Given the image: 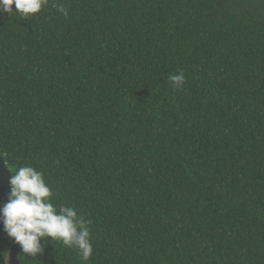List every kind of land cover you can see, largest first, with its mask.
Returning a JSON list of instances; mask_svg holds the SVG:
<instances>
[{
  "label": "trees",
  "instance_id": "obj_1",
  "mask_svg": "<svg viewBox=\"0 0 264 264\" xmlns=\"http://www.w3.org/2000/svg\"><path fill=\"white\" fill-rule=\"evenodd\" d=\"M0 156L92 221L87 264H264V0L0 11ZM0 246L84 264L58 242L25 257L4 230Z\"/></svg>",
  "mask_w": 264,
  "mask_h": 264
},
{
  "label": "clouds",
  "instance_id": "obj_2",
  "mask_svg": "<svg viewBox=\"0 0 264 264\" xmlns=\"http://www.w3.org/2000/svg\"><path fill=\"white\" fill-rule=\"evenodd\" d=\"M49 3L50 0H0V11L29 19ZM52 7L68 16V8L64 4L52 2ZM168 79L176 90L186 82L183 70ZM16 168L14 174L11 172L9 200L0 208L4 231L21 247L25 257L36 258L43 253L46 244L58 242L63 247L77 249L79 257L87 264L93 255L89 230L92 221L80 217L74 207H57L43 172L32 166Z\"/></svg>",
  "mask_w": 264,
  "mask_h": 264
},
{
  "label": "water",
  "instance_id": "obj_3",
  "mask_svg": "<svg viewBox=\"0 0 264 264\" xmlns=\"http://www.w3.org/2000/svg\"><path fill=\"white\" fill-rule=\"evenodd\" d=\"M11 174L6 168V161L0 156V208L4 206L9 200L11 194V185H10ZM4 230V225L0 222V238ZM7 264H20L17 260V252L15 248H12L8 257Z\"/></svg>",
  "mask_w": 264,
  "mask_h": 264
},
{
  "label": "flooded vegetation",
  "instance_id": "obj_4",
  "mask_svg": "<svg viewBox=\"0 0 264 264\" xmlns=\"http://www.w3.org/2000/svg\"><path fill=\"white\" fill-rule=\"evenodd\" d=\"M11 249H9L8 253L4 257L0 254V264H7V257L9 255ZM0 250H3L2 246H0Z\"/></svg>",
  "mask_w": 264,
  "mask_h": 264
}]
</instances>
